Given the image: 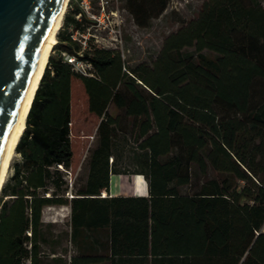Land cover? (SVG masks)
Returning a JSON list of instances; mask_svg holds the SVG:
<instances>
[{"label":"trees","instance_id":"1","mask_svg":"<svg viewBox=\"0 0 264 264\" xmlns=\"http://www.w3.org/2000/svg\"><path fill=\"white\" fill-rule=\"evenodd\" d=\"M74 1L1 190L0 264H264V4L204 0L152 62L130 66L72 38L92 22ZM128 2L145 27L169 0ZM126 136L149 195L102 196L111 173L131 174L116 164ZM86 149L87 175L72 181ZM55 205H69L80 249L68 262L43 250V211Z\"/></svg>","mask_w":264,"mask_h":264},{"label":"rangeland","instance_id":"2","mask_svg":"<svg viewBox=\"0 0 264 264\" xmlns=\"http://www.w3.org/2000/svg\"><path fill=\"white\" fill-rule=\"evenodd\" d=\"M87 1L90 7L86 14L92 22H89L85 32L80 31L77 34L78 41L82 44L83 41H86L85 46L97 44L105 48L117 49L127 64L134 66L140 62H152L157 57L164 38L177 30L185 21L196 17L204 0H169L164 12L158 17H152L145 27L136 23L128 0ZM260 1L264 4V0ZM81 3V0H75L73 6L81 7ZM205 53L213 55L209 51H205ZM111 111L116 112L114 107L111 108ZM93 141L94 135L90 136L88 147L93 144ZM119 143L120 148L116 153L117 167L122 171L136 172L141 168V161L136 157L140 152L135 150L134 143L129 139V136L121 137ZM87 153L86 149L82 160ZM18 161H20V155L16 153L5 183L10 181L13 172L12 166ZM83 172L81 171L79 174L81 179L84 177ZM183 190L187 191L188 189L184 187ZM69 218V207L54 206L44 209L43 220L46 224L47 242L43 244V250L46 254L50 251L56 252L55 255L51 254V257H47V260L51 261L58 256L68 262L72 256L80 253L79 247L70 237Z\"/></svg>","mask_w":264,"mask_h":264},{"label":"water","instance_id":"3","mask_svg":"<svg viewBox=\"0 0 264 264\" xmlns=\"http://www.w3.org/2000/svg\"><path fill=\"white\" fill-rule=\"evenodd\" d=\"M60 0H0V163Z\"/></svg>","mask_w":264,"mask_h":264},{"label":"bare ground","instance_id":"4","mask_svg":"<svg viewBox=\"0 0 264 264\" xmlns=\"http://www.w3.org/2000/svg\"><path fill=\"white\" fill-rule=\"evenodd\" d=\"M69 1L70 0H60L57 13L50 26V30L44 43L42 52L40 54L36 67L32 73L26 91L23 95V98L21 99L20 105L15 114L9 140L0 163V194L2 187L6 181L11 162L14 156L16 155V145L26 127L27 115L29 113L36 90L39 86L44 70L47 66L49 56L52 53L54 46L58 42L57 33L59 32V29L62 26L63 19L65 17L64 15L69 6Z\"/></svg>","mask_w":264,"mask_h":264},{"label":"crops","instance_id":"5","mask_svg":"<svg viewBox=\"0 0 264 264\" xmlns=\"http://www.w3.org/2000/svg\"><path fill=\"white\" fill-rule=\"evenodd\" d=\"M88 154V153H87ZM87 156V155H86ZM86 156H84L80 166L76 169L72 181L80 174L81 171H84V177H86L88 169L86 165ZM84 169V170H83ZM104 195L102 196H148V184L146 179L142 174L139 173H111L109 179V191H103ZM58 206V205H55ZM69 207V205H59ZM54 206H48L46 208H51ZM45 208V209H46ZM53 255V254H52ZM50 255V257L52 256Z\"/></svg>","mask_w":264,"mask_h":264},{"label":"built area","instance_id":"6","mask_svg":"<svg viewBox=\"0 0 264 264\" xmlns=\"http://www.w3.org/2000/svg\"><path fill=\"white\" fill-rule=\"evenodd\" d=\"M81 8L86 12H88L90 4L87 0H81ZM78 19L81 18V13H78L76 15ZM94 17V16H93ZM71 36L73 39L78 40L77 34H79L80 31L78 30H72ZM83 35V34H82ZM84 36V35H83ZM85 37V36H84ZM86 41H83V45L85 46ZM81 54V53H80ZM82 55V54H81ZM81 55H75L67 52H63V57L64 60H66L68 63L71 64L73 70L76 72L83 74V75H88L92 76L93 75V66L91 62L87 61L86 59L82 58ZM104 195V194H102Z\"/></svg>","mask_w":264,"mask_h":264}]
</instances>
